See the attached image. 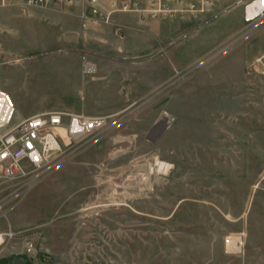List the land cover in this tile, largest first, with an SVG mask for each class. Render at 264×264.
I'll list each match as a JSON object with an SVG mask.
<instances>
[{
	"label": "rangeland",
	"instance_id": "rangeland-1",
	"mask_svg": "<svg viewBox=\"0 0 264 264\" xmlns=\"http://www.w3.org/2000/svg\"><path fill=\"white\" fill-rule=\"evenodd\" d=\"M246 1L213 0L178 26L162 20L159 42L136 31L143 48L128 61L161 60L151 86L100 92L118 105L103 114L108 125L7 197L0 231L37 236L56 264H264V18L245 21ZM0 11V86L17 115L88 103L82 69L115 58L97 38L102 27L45 42L55 21Z\"/></svg>",
	"mask_w": 264,
	"mask_h": 264
},
{
	"label": "built area",
	"instance_id": "built-area-1",
	"mask_svg": "<svg viewBox=\"0 0 264 264\" xmlns=\"http://www.w3.org/2000/svg\"><path fill=\"white\" fill-rule=\"evenodd\" d=\"M22 7L76 6L79 15L95 24H106L115 14H134L142 22L194 18L211 8L213 0H1ZM247 22L264 18V0H247ZM10 92L0 86V208L18 189L32 186L74 156L81 146L108 125V115H89L64 109H43L26 116L16 113ZM9 181L11 190L4 191ZM22 236L28 264H37L41 252L37 236L8 227L0 231V246Z\"/></svg>",
	"mask_w": 264,
	"mask_h": 264
},
{
	"label": "crops",
	"instance_id": "crops-1",
	"mask_svg": "<svg viewBox=\"0 0 264 264\" xmlns=\"http://www.w3.org/2000/svg\"><path fill=\"white\" fill-rule=\"evenodd\" d=\"M20 9H12L11 5H5L1 3L0 8H9V11L14 10V12H25L28 10L29 14L32 12H38V16H42L43 19L55 21L58 24L59 30L52 31L51 37L45 39V42H60L65 40L77 39L76 37L69 36L70 31L77 32L79 34L87 32L85 28L95 29L96 26L102 27L101 30L104 34L97 37L107 48L110 49L111 54L115 58H93L94 65L90 72L85 73L82 69L81 81L78 88L81 87L80 92L84 97V91H86L87 96L90 98L88 103H82L80 107L69 106L67 104H58L48 107L39 108L43 109H64L74 112H82L89 115L104 114L108 112H113L118 105H112L111 102H106L101 99L102 95L100 92L114 89L116 92H133L134 90H145L151 85L150 74L152 73L151 68L158 66L161 68V60L159 58L155 59H143L138 62L128 61L129 57L133 54H128L127 51H135L139 48L131 36H135L136 31L148 34L147 31L153 30V37L155 41L159 42L162 39V35L165 34V28L161 29L159 27L163 26L162 20H153L148 22L140 21L136 15L129 13H119L113 15L111 21L106 24H95L92 22L85 21L80 15L79 10L76 6H53L48 5L44 7H34L26 6L22 7L17 5ZM45 10V12H42ZM2 12V11H0ZM1 16V13H0ZM1 18V17H0ZM188 20L193 22V18H183L179 20H166L170 24L176 26L187 22ZM162 21V22H161ZM61 24H64L62 26ZM166 24V23H165ZM87 26V27H86ZM44 41H41L43 43ZM145 43L141 44L142 46ZM126 52V54H125ZM140 55V54H136ZM153 63H151V61ZM163 72H166V66L163 64ZM161 75L160 73L158 74ZM146 80H143L144 78ZM76 84L74 81L73 85ZM15 90V89H14ZM13 92V90H12ZM98 93V94H96ZM122 95V94H121ZM114 106V107H113ZM39 111V110H38ZM36 112V111H35ZM23 242L19 244L6 243L0 246V256H5L10 261L8 264H28L27 260L23 254ZM18 260H22L21 263ZM37 264H56L51 256L44 253L42 250L37 259ZM5 264V263H0Z\"/></svg>",
	"mask_w": 264,
	"mask_h": 264
},
{
	"label": "bare ground",
	"instance_id": "bare-ground-1",
	"mask_svg": "<svg viewBox=\"0 0 264 264\" xmlns=\"http://www.w3.org/2000/svg\"><path fill=\"white\" fill-rule=\"evenodd\" d=\"M157 165L159 166V168H164L165 163L164 162H161V161H158L157 162Z\"/></svg>",
	"mask_w": 264,
	"mask_h": 264
}]
</instances>
